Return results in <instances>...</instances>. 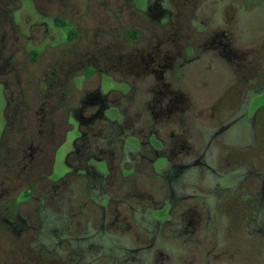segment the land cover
Returning <instances> with one entry per match:
<instances>
[{"label": "flooded vegetation", "instance_id": "flooded-vegetation-1", "mask_svg": "<svg viewBox=\"0 0 264 264\" xmlns=\"http://www.w3.org/2000/svg\"><path fill=\"white\" fill-rule=\"evenodd\" d=\"M223 2L127 0L133 18L129 28L116 29L113 35L93 28L88 35V26L80 22L70 0H0V236L15 248L6 254L60 262L58 254L38 243L36 218L43 208L56 210L58 201L70 193L66 185L75 178L89 184L90 190L99 185L100 200L93 202L91 209L96 204L95 211L102 210L100 228H105L110 221L107 208L113 200L105 197L103 190L109 184L104 180L113 176L131 180L141 168L150 170L154 180L171 191L170 198L158 200L160 208H151L163 209L165 217L159 220L169 222L174 205L185 198L176 193L174 179L192 167L210 168L205 161L210 141L220 138L231 146L224 134L237 122L236 118L217 124L205 150L194 154L195 148L190 147L183 155V144L192 145L187 125L195 111L185 103L189 95L184 84L187 66L197 61L199 49L204 48L224 56L245 74L250 72L248 66L232 61L230 45L222 41L230 39L218 24ZM121 15L119 11L116 17L122 21ZM100 21L105 24L106 16ZM184 29L190 34L196 31L205 40L198 43V38L186 37ZM186 38L193 46L186 44ZM86 39L89 42L83 46L76 45ZM89 65L114 79L115 75H126V80L120 81L125 88H105L101 74L84 76V88L79 92L83 97L76 108V77ZM96 76L100 82L87 89V81ZM115 92L128 101L127 105H114L110 96ZM138 97L145 101L147 127L138 125L141 112L138 115L131 109L130 102ZM108 137L123 146L94 143ZM159 160L161 168L157 170ZM28 212L32 213V224ZM123 222L127 217H117L111 223ZM192 224V220H184L183 229ZM34 244L35 250L31 249ZM79 258L75 253L64 262L77 264Z\"/></svg>", "mask_w": 264, "mask_h": 264}, {"label": "rangeland", "instance_id": "rangeland-1", "mask_svg": "<svg viewBox=\"0 0 264 264\" xmlns=\"http://www.w3.org/2000/svg\"><path fill=\"white\" fill-rule=\"evenodd\" d=\"M70 1L80 15V22L88 26L85 29L88 35L93 28L113 35L116 29L129 28L133 19L128 13L127 0ZM222 4H225L221 10L223 17L218 24L230 38H222V41L230 45L232 61L248 66L250 72L245 74L224 56L220 58L207 49H199V58L187 66L184 80L189 93L185 103L195 111L187 125L193 146L183 144V155L190 147L195 148L194 154L205 150L206 141L217 124L237 118L224 134L231 146L215 138L210 141L205 159L210 168L192 167L174 179L176 193L185 198L174 205L169 222L155 219L165 217L163 209L153 211L151 208H160L162 203L158 200L170 198L171 191H167L163 182L154 180L150 170L141 168L131 180H118L117 176L104 180L109 184L103 190L105 197L113 200L107 208L110 221L105 228H100L102 210L95 211L98 210L96 204L91 209L92 203L100 200L99 185L90 190L89 184L75 178L66 185L70 193L58 201L56 210L43 208L36 218L38 243L53 250L60 259L54 264H71L64 260L75 253L80 257L77 264H155L158 261H166V264H264V0H224ZM119 11L122 21L116 17ZM102 16L107 18L105 24L100 21ZM186 30V37L198 38V43L205 40L196 31L190 34ZM184 41L193 46L188 38ZM86 42L89 40L76 45L83 46ZM93 74H101L105 88L124 91V83L120 81L126 80V75L114 74V79L89 65L76 77V108L80 107L83 97L79 93L84 88L82 78ZM87 82L86 88H93V84L100 82V76ZM110 98L115 100V106L128 102L117 92ZM144 102L138 97L130 103L132 112L137 111L138 115L141 112L138 125L147 127L149 117ZM111 115H115L114 112ZM94 143L110 148L123 146L112 137L99 138ZM160 162L162 160L158 161L157 170L161 168ZM139 191L156 197L144 196ZM26 215L32 224V213ZM117 217H127V222L112 224ZM184 220H192L193 224L183 229ZM34 246L31 249L35 250ZM10 251H15L14 244L0 236V264H51L46 260L48 257L45 261L38 256L26 259L22 254H6Z\"/></svg>", "mask_w": 264, "mask_h": 264}, {"label": "trees", "instance_id": "trees-1", "mask_svg": "<svg viewBox=\"0 0 264 264\" xmlns=\"http://www.w3.org/2000/svg\"><path fill=\"white\" fill-rule=\"evenodd\" d=\"M156 211V210H155ZM155 216V215H154ZM156 220H159V219H157V218H155ZM162 219V218H161Z\"/></svg>", "mask_w": 264, "mask_h": 264}]
</instances>
